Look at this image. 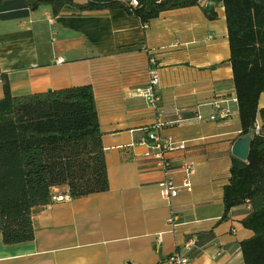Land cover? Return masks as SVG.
Masks as SVG:
<instances>
[{
	"label": "crops",
	"instance_id": "1",
	"mask_svg": "<svg viewBox=\"0 0 264 264\" xmlns=\"http://www.w3.org/2000/svg\"><path fill=\"white\" fill-rule=\"evenodd\" d=\"M216 10L211 20L201 5L170 9L144 24L123 8L84 13L68 5L54 16L47 4L36 10L27 0L0 4V97L6 81L13 95L91 84L109 177L107 191L38 209L33 240L5 244L0 233V264H170L168 256L189 239L190 264H245L250 202L222 217L232 149L242 135L226 12L222 4ZM152 66L165 121L157 132L186 143L166 154L175 181L183 179V162L195 164L192 189L171 203L160 194L164 171L143 141L158 111L132 96L147 85ZM215 99L224 100L229 116L210 119L219 113ZM198 109L203 119L195 118ZM180 114L187 120L176 121ZM257 120L263 124L260 112ZM172 214L176 225L168 223Z\"/></svg>",
	"mask_w": 264,
	"mask_h": 264
},
{
	"label": "trees",
	"instance_id": "2",
	"mask_svg": "<svg viewBox=\"0 0 264 264\" xmlns=\"http://www.w3.org/2000/svg\"><path fill=\"white\" fill-rule=\"evenodd\" d=\"M4 0H0V4ZM27 0L31 10L47 4L53 15L65 6L92 13L114 8L146 24L161 12L201 5L208 19L226 12L241 135L252 133L248 159L232 158L224 186L225 218L250 202L243 225L253 235L241 242L245 264H264V0ZM202 1H205L202 4ZM0 97V233L5 244L31 241L33 215L52 202V188L66 186L73 198L109 189L106 152L91 84L13 95L8 82ZM261 113L263 124L257 120ZM260 130L255 131L256 125Z\"/></svg>",
	"mask_w": 264,
	"mask_h": 264
},
{
	"label": "built area",
	"instance_id": "3",
	"mask_svg": "<svg viewBox=\"0 0 264 264\" xmlns=\"http://www.w3.org/2000/svg\"><path fill=\"white\" fill-rule=\"evenodd\" d=\"M133 5H137V0H132ZM204 4V1H202ZM58 62H62V59H58ZM152 61H154L152 59ZM1 80V76H0ZM159 84V73L155 67H150V78L145 86L136 87L132 91V96L143 97L150 104H152L158 111L159 117L153 126L156 130H151L148 132L147 136L143 139L145 143L153 150V152H147V155L153 154L159 161L160 167L164 171V179L159 183L161 197L166 200L168 203H171L172 200L178 196L182 190H191L192 189V175L195 172V164L190 161L183 162L179 169L183 173V179L181 183H177L171 174V162L167 159L166 154L172 151L184 150L186 148L185 141L176 140L172 136H163L157 132V129L164 124V120L161 117L163 109H161L160 97L157 91V86ZM237 102V96L233 98ZM223 99H215L211 104L219 109L218 112H212L209 117L210 119L225 118L231 114V110L228 107L223 105ZM195 118L203 119L204 114L198 109ZM187 118L183 115H179L176 121H186ZM260 130V125L257 124L255 131L258 133ZM71 199L69 192L62 194H54L52 196V201H62ZM168 223L176 225L174 222L175 216L172 214L168 217ZM161 240V238H160ZM159 240V241H160ZM194 244V239H189L181 246L177 251L168 256L167 261L170 264H190L191 258L189 256V251L191 250Z\"/></svg>",
	"mask_w": 264,
	"mask_h": 264
},
{
	"label": "water",
	"instance_id": "4",
	"mask_svg": "<svg viewBox=\"0 0 264 264\" xmlns=\"http://www.w3.org/2000/svg\"><path fill=\"white\" fill-rule=\"evenodd\" d=\"M50 90V89H49ZM252 140V133H248L246 136H240L234 143L232 152L235 156L242 160H247L250 150V143Z\"/></svg>",
	"mask_w": 264,
	"mask_h": 264
}]
</instances>
